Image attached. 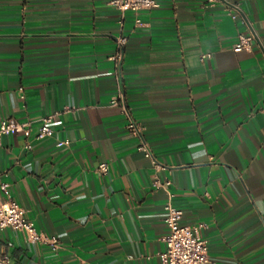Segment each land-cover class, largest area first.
<instances>
[{
  "label": "crops",
  "instance_id": "1",
  "mask_svg": "<svg viewBox=\"0 0 264 264\" xmlns=\"http://www.w3.org/2000/svg\"><path fill=\"white\" fill-rule=\"evenodd\" d=\"M156 1L121 13L109 0H0V122L31 128L3 138L1 181L58 238L0 230L1 263L162 264L170 200L183 224L204 225L215 264H264V0ZM239 33L250 50H233ZM53 113V136L35 139Z\"/></svg>",
  "mask_w": 264,
  "mask_h": 264
},
{
  "label": "built area",
  "instance_id": "2",
  "mask_svg": "<svg viewBox=\"0 0 264 264\" xmlns=\"http://www.w3.org/2000/svg\"><path fill=\"white\" fill-rule=\"evenodd\" d=\"M208 5L216 3H223L229 9V4L226 0H205ZM109 4L121 13L127 11L137 12L144 9H150L158 5L156 0H109ZM126 42L125 37H120L118 40L119 46L124 45ZM254 36L252 34L245 35L238 34L237 42L233 45V50L238 52L242 50H250L253 46ZM111 59L116 63H120L122 54L120 51L115 53ZM113 106L121 108L122 113L126 117L127 129L133 135H139L141 128L132 119L130 112L126 106V101L123 93L118 91L117 95L111 100ZM264 111V102L260 107ZM57 113L48 115L42 119L34 138L37 140L47 139L54 134V120ZM23 133L30 136L31 128L27 122L18 121L14 118H8L0 122V145L5 136ZM68 144V141H59L57 146ZM138 150L142 151L146 158H149L155 167L159 168L154 160L152 153L146 143H141ZM108 166L102 163L98 167V171L105 174ZM172 185V181L166 179L165 181L156 180L154 186L168 189ZM8 185L1 181L0 175V230L10 228L15 231L23 233L27 240L31 243H47L50 245H57L58 238L56 236H47L37 230L33 221L27 219L25 210L20 207L8 194ZM6 196V199L2 198ZM171 197V195H170ZM165 217L164 221L168 227V233L164 238L165 251L160 254L162 264H215L210 258L208 245L205 240L201 239L199 235L200 229L204 226L199 225H186L182 223L183 212L174 207L169 200L164 205Z\"/></svg>",
  "mask_w": 264,
  "mask_h": 264
},
{
  "label": "water",
  "instance_id": "3",
  "mask_svg": "<svg viewBox=\"0 0 264 264\" xmlns=\"http://www.w3.org/2000/svg\"><path fill=\"white\" fill-rule=\"evenodd\" d=\"M0 264H3V263L0 262Z\"/></svg>",
  "mask_w": 264,
  "mask_h": 264
}]
</instances>
